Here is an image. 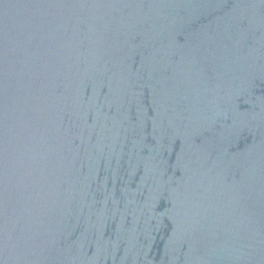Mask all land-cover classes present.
<instances>
[{
    "label": "water",
    "instance_id": "95a60500",
    "mask_svg": "<svg viewBox=\"0 0 264 264\" xmlns=\"http://www.w3.org/2000/svg\"><path fill=\"white\" fill-rule=\"evenodd\" d=\"M0 264H264V0H0Z\"/></svg>",
    "mask_w": 264,
    "mask_h": 264
}]
</instances>
